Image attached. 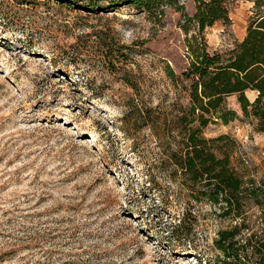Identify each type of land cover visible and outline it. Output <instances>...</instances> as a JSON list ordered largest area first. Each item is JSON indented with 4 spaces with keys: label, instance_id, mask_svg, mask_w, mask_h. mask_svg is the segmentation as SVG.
<instances>
[{
    "label": "rangeland",
    "instance_id": "obj_1",
    "mask_svg": "<svg viewBox=\"0 0 264 264\" xmlns=\"http://www.w3.org/2000/svg\"><path fill=\"white\" fill-rule=\"evenodd\" d=\"M130 1L87 12L0 0V264H223L214 240L228 221L209 204L195 205L187 236L175 231L188 207L169 142L140 112L171 118L189 103L181 27L197 3L165 0L150 15ZM259 1L226 0L231 23L205 32L211 53L245 38ZM228 105L238 118L204 136L224 138L234 167L264 184V132L237 96Z\"/></svg>",
    "mask_w": 264,
    "mask_h": 264
},
{
    "label": "trees",
    "instance_id": "obj_2",
    "mask_svg": "<svg viewBox=\"0 0 264 264\" xmlns=\"http://www.w3.org/2000/svg\"><path fill=\"white\" fill-rule=\"evenodd\" d=\"M104 1L74 0L70 4L79 10L91 12L96 8L101 12ZM164 2L130 1L150 15L156 14ZM195 2V14L186 16L181 27L187 35L188 61L181 78L188 83L189 103L171 118L149 106L140 112L156 137L169 142L168 161L173 168L170 180L188 207L175 229L178 236L190 233L186 220L195 205L209 204L220 219L228 221L214 240L222 263L264 264V184L234 167L231 156L222 152L220 143L224 138L208 139L203 133L210 125L229 124L238 118L228 105L232 96L238 97L244 116L255 119L259 131L264 132V13L251 19L245 38L233 49L211 53L205 32L218 22L229 25L230 10L226 0ZM103 46L108 59H117L107 40ZM120 55L124 58V54ZM170 73L175 77L174 72ZM249 91L257 94L253 102L247 97Z\"/></svg>",
    "mask_w": 264,
    "mask_h": 264
}]
</instances>
